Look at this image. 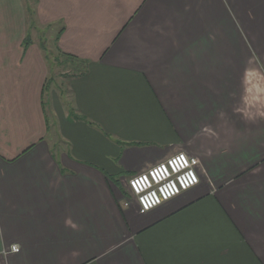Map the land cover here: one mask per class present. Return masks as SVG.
Segmentation results:
<instances>
[{"label":"crops","instance_id":"1","mask_svg":"<svg viewBox=\"0 0 264 264\" xmlns=\"http://www.w3.org/2000/svg\"><path fill=\"white\" fill-rule=\"evenodd\" d=\"M28 2L0 0V264H264V0ZM35 25L82 61L55 124ZM177 153L199 183L140 214L128 178Z\"/></svg>","mask_w":264,"mask_h":264},{"label":"built area","instance_id":"2","mask_svg":"<svg viewBox=\"0 0 264 264\" xmlns=\"http://www.w3.org/2000/svg\"><path fill=\"white\" fill-rule=\"evenodd\" d=\"M199 161L185 153H177L157 165L131 176L127 180L129 195L135 200L138 212L144 214L177 195L188 191L199 183L196 167ZM128 201L123 203L126 207ZM12 245L0 250V255L17 253Z\"/></svg>","mask_w":264,"mask_h":264},{"label":"rangeland","instance_id":"3","mask_svg":"<svg viewBox=\"0 0 264 264\" xmlns=\"http://www.w3.org/2000/svg\"><path fill=\"white\" fill-rule=\"evenodd\" d=\"M33 2V0H29ZM25 8V5H24ZM27 14V12H26ZM32 38L35 41H39L40 44H43L44 54L47 57L49 68L51 72H49V77L51 78L50 82L47 84V91L49 95V104H47V109L50 111L49 121L50 124L54 123L51 118H55V113L52 110V101L63 111L67 112L71 110V94L70 90L67 87V79L73 77L74 74L77 73L78 69L75 68L79 62L75 60L69 59L65 56L60 55L57 52L56 48V35L59 30V26L57 25H48V26H37L30 29ZM76 63V64H75ZM82 66V64L80 65ZM83 67H81L82 69ZM77 69V70H76ZM55 124V123H54ZM54 128V126L52 127ZM51 137L53 136V142H58V139L55 137L56 131L55 128L51 131Z\"/></svg>","mask_w":264,"mask_h":264},{"label":"trees","instance_id":"4","mask_svg":"<svg viewBox=\"0 0 264 264\" xmlns=\"http://www.w3.org/2000/svg\"><path fill=\"white\" fill-rule=\"evenodd\" d=\"M56 40H57V38H56ZM26 42L27 41H25V44H26ZM67 57V56H66ZM67 58H69V59H72V60H75L76 62H79V64H77L76 65V67L75 68H77L78 69V71H77V73L80 71L79 69H81V66H80V63L82 64V61H80L79 59H76L75 57H67ZM76 64V63H75ZM76 69V70H77ZM83 73V71L82 72H80V74H82ZM77 74H74L73 76H76ZM73 116L71 115V117L70 118H72Z\"/></svg>","mask_w":264,"mask_h":264}]
</instances>
